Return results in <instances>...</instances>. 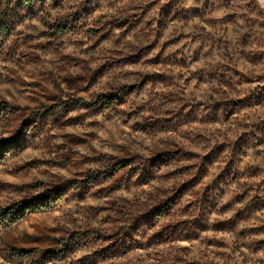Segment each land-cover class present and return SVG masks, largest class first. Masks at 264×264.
<instances>
[{
    "label": "rangeland",
    "instance_id": "obj_1",
    "mask_svg": "<svg viewBox=\"0 0 264 264\" xmlns=\"http://www.w3.org/2000/svg\"><path fill=\"white\" fill-rule=\"evenodd\" d=\"M0 264H264V0H0Z\"/></svg>",
    "mask_w": 264,
    "mask_h": 264
},
{
    "label": "trees",
    "instance_id": "obj_2",
    "mask_svg": "<svg viewBox=\"0 0 264 264\" xmlns=\"http://www.w3.org/2000/svg\"><path fill=\"white\" fill-rule=\"evenodd\" d=\"M39 209H42V208H39ZM21 215H23V213Z\"/></svg>",
    "mask_w": 264,
    "mask_h": 264
}]
</instances>
